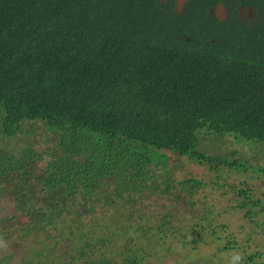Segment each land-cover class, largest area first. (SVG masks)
Returning <instances> with one entry per match:
<instances>
[{
  "label": "trees",
  "instance_id": "trees-1",
  "mask_svg": "<svg viewBox=\"0 0 264 264\" xmlns=\"http://www.w3.org/2000/svg\"><path fill=\"white\" fill-rule=\"evenodd\" d=\"M36 126L51 148L0 146V185L34 223L26 235L73 239L71 263L164 264L174 241L189 251L206 235L221 241L210 212L177 230L172 212L155 228L126 216L115 231L93 208L87 227L68 211L208 188L258 230L263 246L245 262L264 264V164L250 156L264 152V0H0V139ZM172 156L205 174L174 179ZM40 163L38 176L28 172ZM53 241L39 264L56 257Z\"/></svg>",
  "mask_w": 264,
  "mask_h": 264
},
{
  "label": "rangeland",
  "instance_id": "rangeland-1",
  "mask_svg": "<svg viewBox=\"0 0 264 264\" xmlns=\"http://www.w3.org/2000/svg\"><path fill=\"white\" fill-rule=\"evenodd\" d=\"M47 133L48 131L44 128L36 126L28 135L19 136L15 139H0V146L6 148L7 151L20 152L27 144H32L36 151L43 152L52 146L51 142L47 141ZM216 149L217 147L211 146L209 152L215 153ZM250 156L264 164V152H251ZM42 165V163L36 164L30 167L28 172L38 176L42 171ZM169 168L176 180L205 174L203 167L189 164L177 156L171 157ZM35 191L38 204L43 206V195L39 192V187H36ZM106 192V189L102 191V197L105 196ZM17 199V194L12 191V187L7 182L1 183L0 234L5 235V238L11 242V247L9 253H0V264H39L37 254L43 252L44 246L51 238L54 239L55 244L50 245V243L48 248H56L54 251L56 257L53 256L54 259H44L46 264H86L85 261L71 263L70 258L74 250L70 247V244L74 243L71 238L68 241L63 240L60 242L62 238L56 236L55 231H45L42 228L33 231L31 235H26L28 226L34 225V223H31L29 218L17 209L19 202ZM105 201L106 198L99 203L95 200L91 203L84 202L77 205V207L70 208L68 211L72 213V218L79 220L87 227L90 219L87 216L90 208H93L98 219L105 217V224L109 222L115 225V231H117L120 222L126 216H133V225H135L134 222H137L141 223V226L155 228L160 225V219L164 214L172 212L177 215V218H171V228L177 230L182 228L184 224H194L196 220L204 217L209 212L212 214L214 224L218 225V230L222 231L221 241L216 242L214 241L215 237L206 235L207 245L199 244L197 250L189 251V247H182L178 245L177 241H174L175 236L166 234L167 240L174 239L172 244L174 249L170 252L164 251V254H166L164 264H229L234 252H239L244 257L243 264H246L247 255L255 251L256 245L259 244L260 248L263 246L262 236L259 235L258 230L245 220L243 212L230 208L227 198L222 196L220 191L204 188L198 194L189 198L186 195L181 196L177 193L167 195L157 190H148L135 194L130 198L116 200L115 206L105 204ZM220 226L225 227L226 230H223ZM65 232L67 233V230ZM119 239L116 236L115 243H123L122 245L125 247L127 243ZM233 240L239 245L238 248L232 251L218 252L223 249L227 242ZM57 241L59 243H56ZM192 254L193 258L191 259L189 256Z\"/></svg>",
  "mask_w": 264,
  "mask_h": 264
},
{
  "label": "clouds",
  "instance_id": "clouds-1",
  "mask_svg": "<svg viewBox=\"0 0 264 264\" xmlns=\"http://www.w3.org/2000/svg\"><path fill=\"white\" fill-rule=\"evenodd\" d=\"M11 242L0 234V253L7 254L10 251ZM244 257L239 252H234L230 258L229 264H243Z\"/></svg>",
  "mask_w": 264,
  "mask_h": 264
},
{
  "label": "water",
  "instance_id": "water-1",
  "mask_svg": "<svg viewBox=\"0 0 264 264\" xmlns=\"http://www.w3.org/2000/svg\"><path fill=\"white\" fill-rule=\"evenodd\" d=\"M179 1H182V0H179ZM249 11L251 12V8H249ZM226 12L227 10L224 6H219L217 15L219 16V18H222L226 15Z\"/></svg>",
  "mask_w": 264,
  "mask_h": 264
},
{
  "label": "flooded vegetation",
  "instance_id": "flooded-vegetation-1",
  "mask_svg": "<svg viewBox=\"0 0 264 264\" xmlns=\"http://www.w3.org/2000/svg\"><path fill=\"white\" fill-rule=\"evenodd\" d=\"M244 9H242V11H243ZM217 13H218V11L216 12V15H217ZM218 16V15H217ZM227 12H226V15L224 16V17H222L221 19L223 20V19H226L227 18ZM219 17V16H218Z\"/></svg>",
  "mask_w": 264,
  "mask_h": 264
}]
</instances>
